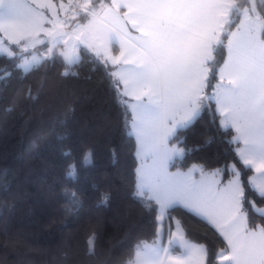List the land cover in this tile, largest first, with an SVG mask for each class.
<instances>
[{
    "label": "snow or ice",
    "instance_id": "snow-or-ice-1",
    "mask_svg": "<svg viewBox=\"0 0 264 264\" xmlns=\"http://www.w3.org/2000/svg\"><path fill=\"white\" fill-rule=\"evenodd\" d=\"M0 35L21 53H8L14 57L5 69L9 79L0 85L5 114L26 115L40 94L53 93L54 98V82L43 75L35 88L23 76L11 84L16 69L46 72L56 62L59 44L71 48L72 55L63 49L61 55L72 64L82 46L117 111L124 115L131 108L133 126L151 131L156 179L141 175L123 195L134 202L130 208L137 215L152 218L156 236L167 219L169 245L138 242L134 256L124 261L117 251L122 241L101 252L103 220L97 219L84 247L61 238L53 251L38 244L35 234L14 227L13 203L0 210V264H37V257L49 254L45 264H81V258L99 264H188L193 254L198 264H264V181L257 183L249 175L264 176V0H0ZM38 45L50 55H38ZM209 109L213 131L205 145L214 136L231 137L225 145L230 160L209 173L207 165L201 166L199 180L191 175L196 166L184 176L168 172L172 159L184 153L176 147L180 130ZM73 111L69 106L60 123H67ZM6 125L0 119V134ZM53 134L55 126L46 136ZM75 167L70 164L67 175L74 176ZM72 196L75 200L76 193ZM108 203L109 195H103L97 208ZM79 208L77 201L65 210L74 215ZM178 210L219 236L218 254L206 243L185 239L181 221L173 215ZM125 221H131V212ZM174 243L182 255L171 248Z\"/></svg>",
    "mask_w": 264,
    "mask_h": 264
},
{
    "label": "trees",
    "instance_id": "trees-1",
    "mask_svg": "<svg viewBox=\"0 0 264 264\" xmlns=\"http://www.w3.org/2000/svg\"><path fill=\"white\" fill-rule=\"evenodd\" d=\"M12 47L16 49V45ZM13 58L0 55V85L9 79L5 69ZM65 70L68 75L61 77ZM42 75L54 82V98L53 93L38 95L32 102L35 107L26 115L5 114L7 105L0 99V119L7 121L6 129L0 134V210L7 211V205L14 203L11 213L14 227L24 234H35L38 244L53 251L61 238L84 247L92 226L102 219L101 252L106 253L112 244L122 241L117 251L127 261L130 255L134 256L138 242L149 244L157 239L152 218L137 215L130 208L134 202L123 195L138 181L136 140L128 115L131 110L124 115L117 111L111 95L99 83V73L93 71L91 59L82 49L79 61L74 64H67L56 54V62L46 72L25 74L22 69H16L10 81L15 84L23 76L35 88ZM69 106L74 109L71 118L61 124V114ZM120 108L123 110V105ZM201 117L180 130L183 135L178 143L173 141L185 154L172 162V169L185 170L199 164L207 165L205 170H214L213 166L230 160L225 145L231 137L214 136L212 143L205 145L206 136L213 131L209 124L212 111L202 112ZM52 126L56 134L46 136ZM221 131L227 133L230 128ZM70 164L76 166L74 176L67 175ZM12 193L18 196L15 201ZM103 195H109V203L97 208ZM77 201L79 211L74 215L68 213L65 208L73 207ZM130 212L131 221L126 222ZM173 215L181 221L190 241L206 243L212 251L220 252L222 240L203 222L181 210ZM51 258V254L39 256L37 264H45ZM103 259L101 255L100 260ZM81 264H99V261L81 258Z\"/></svg>",
    "mask_w": 264,
    "mask_h": 264
},
{
    "label": "crops",
    "instance_id": "crops-1",
    "mask_svg": "<svg viewBox=\"0 0 264 264\" xmlns=\"http://www.w3.org/2000/svg\"><path fill=\"white\" fill-rule=\"evenodd\" d=\"M64 2L67 3V0H64ZM37 47L39 49V52L37 53L38 55H40V56L50 55L49 53L46 52L44 45H38ZM10 49L13 50L17 55L21 54L20 53V49H19L18 46H16V49H14L12 47V44H10V43H8L6 41V37L4 35H0V55H2V54L9 55L8 53H9V50ZM62 49H63L62 44L56 45L54 47L55 54H58V55L62 56L61 55ZM81 49H82V46L75 53L76 60H75L74 63H76L77 61H79V59L81 57ZM63 50L66 51L69 55H72L73 54L70 47L68 49H63ZM31 51H33V50L30 49V52ZM74 63H72V64H74ZM205 103L207 104L208 102L206 101ZM129 109L132 112V109L131 108H129ZM132 133H133L134 138L136 140V147H137L138 170H140L138 172V179L142 175L148 181H154L156 179V169L158 167V156L156 155L155 148L153 147V137H152V133H151L150 130H148L146 128L134 127L133 126V121H132ZM176 147L181 148V147H179L177 145H176ZM184 154H185V150H184L183 155H176L172 159V161L168 164V172H170V173H177V172H179L181 174V176H184V175H186V174L189 173V170L190 169H193V166H196V170L193 171L191 173V175L195 179L199 180L201 178L200 177L199 168L202 165L194 164L190 168L185 169V170H182V169H175L174 170V169L171 168L172 162L175 161L176 159H181L184 156ZM211 171H213V170H205L206 173H209ZM161 176H163L162 173H161ZM251 176H254L255 177L257 183H261L262 181H264V176H261V175L255 173L254 171H253V173H252ZM184 234H185V232H184ZM185 239L188 240V242L191 243V244H196L195 242L190 241L186 236H185ZM153 243H149L148 245H152ZM155 244H156L157 247H159L161 245H163L165 247L169 246L168 245L167 219L165 221V225H164L163 231H161L159 233V236H157V239L155 241ZM171 248L172 249L177 248V245L174 243L171 246ZM176 254L177 255H182L183 253L179 250V251H176ZM152 255H153L152 253H148V258H152ZM188 264H198V256L196 254H193L191 256V258L188 260Z\"/></svg>",
    "mask_w": 264,
    "mask_h": 264
},
{
    "label": "rangeland",
    "instance_id": "rangeland-1",
    "mask_svg": "<svg viewBox=\"0 0 264 264\" xmlns=\"http://www.w3.org/2000/svg\"><path fill=\"white\" fill-rule=\"evenodd\" d=\"M177 145V144H176ZM178 146V145H177Z\"/></svg>",
    "mask_w": 264,
    "mask_h": 264
}]
</instances>
